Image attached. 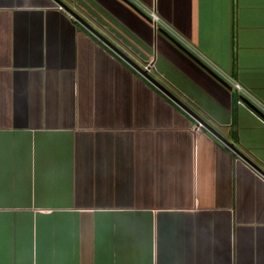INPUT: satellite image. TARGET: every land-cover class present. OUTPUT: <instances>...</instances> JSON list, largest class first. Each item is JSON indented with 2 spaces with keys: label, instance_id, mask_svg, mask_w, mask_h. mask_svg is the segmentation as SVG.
I'll return each instance as SVG.
<instances>
[{
  "label": "crops",
  "instance_id": "1",
  "mask_svg": "<svg viewBox=\"0 0 264 264\" xmlns=\"http://www.w3.org/2000/svg\"><path fill=\"white\" fill-rule=\"evenodd\" d=\"M58 1L0 0V264H264V177L55 5L263 171L264 124L127 1ZM140 1L264 101V0Z\"/></svg>",
  "mask_w": 264,
  "mask_h": 264
},
{
  "label": "built area",
  "instance_id": "2",
  "mask_svg": "<svg viewBox=\"0 0 264 264\" xmlns=\"http://www.w3.org/2000/svg\"><path fill=\"white\" fill-rule=\"evenodd\" d=\"M131 2L138 10H140L149 22V25L153 31L157 29H162L168 34L173 40L183 46L191 54H193L200 62H202L207 68H209L214 74H216L220 79L227 83L236 92L235 103L239 106L245 108L250 112L257 120L264 124V101L257 97L251 90H249L245 85L241 84L235 77H233L228 71L219 66L216 62L210 59L207 55L199 51L194 47L188 40H186L181 34H179L174 28H172L166 21L158 16L155 12L153 6H147L143 4L140 0H128ZM57 9H63L69 16L73 17L66 8H63L60 4H56ZM73 19H75L73 17ZM76 20V19H75ZM146 70V72L151 73L154 71V65L152 63V58L146 60L140 65ZM200 123L196 122L194 125V130L197 131Z\"/></svg>",
  "mask_w": 264,
  "mask_h": 264
},
{
  "label": "water",
  "instance_id": "3",
  "mask_svg": "<svg viewBox=\"0 0 264 264\" xmlns=\"http://www.w3.org/2000/svg\"><path fill=\"white\" fill-rule=\"evenodd\" d=\"M59 3L58 0H55ZM127 1L131 4L136 10H138L131 2ZM67 9V8H66ZM68 10V9H67ZM70 11L71 15L88 31L94 34L101 42L106 45L110 50H112L115 54H117L121 59L127 62L135 71H137L142 77L148 80L151 84H153L156 88H158L161 92H163L167 97H169L172 101H174L179 107H181L185 112H187L195 122L200 123L209 133L215 136L219 141H221L227 148H229L232 152H234L237 156H239L242 160H244L247 164H249L254 170H256L259 174L264 177V171L257 166L253 161H251L247 156H245L240 150H238L232 142L224 138L217 130H215L210 124H208L205 120H203L200 116H198L195 112H193L189 107H187L181 100H179L176 96H174L171 92H169L164 86H162L158 81H156L144 68H142L139 64L131 60L129 56H127L124 52H122L115 44H113L110 40L105 38L99 31L96 30L91 24L85 21L76 13ZM141 14H143L140 10H138ZM144 15V14H143ZM145 16V15H144ZM146 17V16H145ZM147 18V17H146ZM168 35V34H167ZM171 40L172 38L168 36ZM177 45L182 48L189 56H191L197 63H199L203 68H205L211 75H213L216 79H218L221 83L228 87V84L225 83L222 79H220L216 74H214L209 68H207L202 62H200L193 54H191L188 50H186L179 43Z\"/></svg>",
  "mask_w": 264,
  "mask_h": 264
},
{
  "label": "rangeland",
  "instance_id": "4",
  "mask_svg": "<svg viewBox=\"0 0 264 264\" xmlns=\"http://www.w3.org/2000/svg\"><path fill=\"white\" fill-rule=\"evenodd\" d=\"M155 50H153V48H152V50H151V52H150V56H152L151 58H153L154 56H155ZM117 179H116V183H115V185H113L112 184V180L110 181L111 182V185H110V188H109V190L110 191H113L114 189H117V187H118V185H117ZM126 181V179H124V185H126L127 183L125 182ZM125 187V186H124ZM124 187H123V189H124ZM117 211H119V210H117ZM114 216V217H113ZM118 216H120V213H118V212H114V213H112V215L111 216H109V218L111 219L112 217V220H111V222L113 221V220H116V219H118ZM160 214H159V219H160ZM120 218V217H119ZM126 220H127V222L126 221H123V224H132V220L130 221L129 220V218H126ZM140 224H145V222H143V221H141L140 222ZM159 224H160V222H159Z\"/></svg>",
  "mask_w": 264,
  "mask_h": 264
}]
</instances>
